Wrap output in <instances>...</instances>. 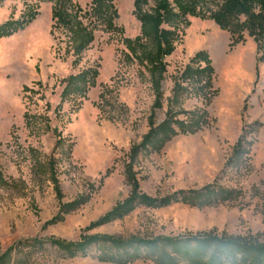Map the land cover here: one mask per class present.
<instances>
[{
	"label": "rangeland",
	"instance_id": "374dc122",
	"mask_svg": "<svg viewBox=\"0 0 264 264\" xmlns=\"http://www.w3.org/2000/svg\"><path fill=\"white\" fill-rule=\"evenodd\" d=\"M73 1L82 11L90 8V0ZM54 3H0V25L35 15L23 29L0 39V255L12 249L7 264H109L99 260L95 247L69 258L48 242H78L81 235L94 234L153 239L214 231L264 245V63L260 62L264 23L249 20L250 33L236 29L248 21L238 16L231 20V29L237 31L231 34L209 18L219 10L220 0H196L198 16L178 25L174 51L164 60L163 108L154 110L153 122L157 126L168 119V109L171 118L186 122L192 117H185L182 110H205L208 122L192 135L166 142L158 152H142L134 168L141 192L153 198L207 185L233 190L232 197L202 209L183 204L140 206L122 219L86 230L129 195L124 167L130 147L149 130L154 96L148 74L122 56V40L140 36L134 0H112L115 26L122 33L97 28L75 65V58L64 52V34L53 28ZM259 13L252 9L254 17ZM238 38L243 41L232 45ZM200 51L207 53L214 70L212 98L207 102L196 95L193 85L183 84L188 93L178 105H169L175 79ZM88 69H97L95 87L85 98L75 96L61 103L62 81ZM243 129L244 154L238 157L243 162L227 166L235 158L232 151ZM59 139L63 141L56 146ZM51 156L61 199L46 165ZM79 196L90 199L62 221L46 224L59 214V203ZM34 239L41 244L32 245ZM234 259L240 262L241 257Z\"/></svg>",
	"mask_w": 264,
	"mask_h": 264
},
{
	"label": "trees",
	"instance_id": "16d2710c",
	"mask_svg": "<svg viewBox=\"0 0 264 264\" xmlns=\"http://www.w3.org/2000/svg\"><path fill=\"white\" fill-rule=\"evenodd\" d=\"M3 1L7 0H0V3ZM90 1V8L86 11H82L80 6L73 0H55L52 7L53 28L64 34L66 38L64 52L67 56L75 58L72 65L78 62L81 53L93 42L94 32L97 31V28L107 33L116 31L122 33V30L115 26L117 11L112 0ZM220 2L219 10L211 13L209 18L221 30H228L231 34L236 33L237 31L231 29V20L238 16H245L248 21L243 25H236V29H247L250 33L253 30L249 20L256 18L264 23V0H220ZM253 8H258L260 11L257 17L252 14ZM195 11L196 0H134L133 16L140 23V36L133 40H122L125 48L122 56L127 62L137 63L149 76L150 89L154 96L152 113L148 119L149 130L139 143L130 147L128 152L124 175L130 187L129 195L123 201L116 203L105 215L90 223L86 230H93L122 219L140 206L158 209L171 204H183L202 209L224 203L233 195V190L207 185L199 190L177 191L166 197L153 198L141 192L134 171L137 158L142 152H158L166 142L180 135H192L205 127L203 125L208 122L205 110L191 112L182 110L181 114L185 117H192L186 122L171 118L173 114L171 109H168L166 113L168 119L157 126H154L153 122L154 110L159 111L163 108L161 102L163 95L160 88L166 73L164 60L174 51L178 25L180 23L186 24L188 17L198 16ZM34 17L35 15L23 22L20 20L4 22L0 25V39L11 36L19 29H23L30 24ZM84 20L87 25L83 23ZM239 38L233 41L232 45L243 41ZM60 45L61 43L58 41L57 46ZM260 62L264 63V58H261ZM213 75L214 70L207 53L204 51L197 52L183 73L175 79L174 87L171 90L172 97L168 100L169 105H178L181 96L188 93V89L183 84L193 85L196 95L209 102L214 94L211 91ZM97 76V69H88L63 80L65 86L60 96L61 103L75 96L85 98L88 90L95 87ZM107 91L110 93L109 90ZM100 99L105 102L103 94L100 95ZM60 107L61 104L58 109ZM242 132L232 151L237 159H232L230 163L228 160L227 166L231 162L237 165L243 162L238 159L244 154L241 150L244 129ZM62 141V139H59L56 146H59ZM248 153L249 151H247V155ZM54 162L55 159L51 156L46 165L50 180L55 185L56 197L61 199ZM89 199L90 196H79L72 202L59 203V214L46 224L51 225L62 221L64 215L78 210ZM251 239L226 235L218 236L214 231H210L196 235L160 236L153 239L94 234L81 235L78 242L57 239H49L48 242L69 258L79 253L85 255L88 249L95 247L100 254L99 260L109 264H131L135 261H150L153 264H264V245L251 241ZM41 242L34 239L32 245L37 246ZM11 253V248L3 252L0 255V264L9 263ZM236 256L241 257L240 262L235 261Z\"/></svg>",
	"mask_w": 264,
	"mask_h": 264
}]
</instances>
